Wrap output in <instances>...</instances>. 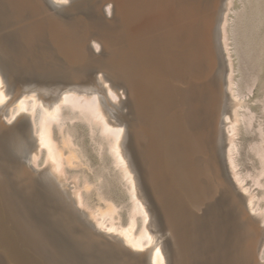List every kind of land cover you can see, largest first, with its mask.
I'll return each mask as SVG.
<instances>
[{"label": "bare ground", "instance_id": "obj_1", "mask_svg": "<svg viewBox=\"0 0 264 264\" xmlns=\"http://www.w3.org/2000/svg\"><path fill=\"white\" fill-rule=\"evenodd\" d=\"M53 1L64 7L0 0V247L11 246L8 235L18 242L13 264H264V191L245 185L236 160L238 136L256 114L238 84L234 0ZM117 19L137 33L134 78L89 47L93 39L97 50L100 27ZM60 26L71 31L60 33L68 47ZM75 119L98 135L97 154L109 155L126 205L102 184L93 202L96 182L85 172L68 182L65 165L86 157L73 141ZM260 180L254 185L264 187Z\"/></svg>", "mask_w": 264, "mask_h": 264}, {"label": "rangeland", "instance_id": "obj_2", "mask_svg": "<svg viewBox=\"0 0 264 264\" xmlns=\"http://www.w3.org/2000/svg\"><path fill=\"white\" fill-rule=\"evenodd\" d=\"M48 1V0H47ZM82 1H84V0H66V2L64 1L63 3L66 5V6H71V5H73V4H76V3H79V2H82ZM166 2L164 3V5L166 4V6L168 5V2L169 3H171L172 1L171 0H165ZM225 1L226 0H221V2H220V4H219V6H223L222 4H224L225 3ZM250 1V2H249ZM257 2L258 3V0H253V1H251V0H234V8H236V10H235V12H232L231 13V15H232V20H231V29H232V38H233V40H231V42H233V48H237V46L239 47V53H240V56H235V58H236V63L239 65L238 66V68H240L238 71H237V74H238V72L240 73L239 74V79H238V84H242L240 87H242V86H244L245 87V90H246V92L244 91V89L243 88H241L244 92H245V99H246V102H247V104H250V106H248L247 107V111H249V109H250V111H249V113L252 111L254 114H253V116L254 117H256V120H255V118H253V122H252V124H253V126H250V128H247V130H246V128H244V129H242L241 131H243L242 133H244V135H242V133H240L239 134V136H238V141H240V142H238V144H239V146H238V148H239V151H238V153L236 154V160H237V162H238V169H239V171H241V172H243L242 174L243 175H246L247 176V178H246V181H245V185H248V186H252L253 188H252V190L254 191V192H256V193H258L259 195H261V193L264 191V187L263 186H257V185H254V182H253V180L254 179H256L257 178V180H259V179H261L260 181L262 182L263 180H264V163H263V161H261L262 162V164H261V162H260V159H259V157H257V154L255 153V150H253L254 149V147L256 146V145H254V143H256V142H258L257 144H259L260 142V140H262V139H264V135H260V133H261V131H258V130H260L261 128H262V131H263V133H264V108H262V107H264V51L262 52V50L264 49V46L261 48V45H263V43H264V39H262V37L264 38V35H262V34H260L263 30H264V25H263V27L261 26L260 27V25H262L261 23H264V9L263 10H259L258 8L259 7H257V6H260V7H263V5H261V4H264L263 3V1L264 0H262V3H260L261 1L259 0V3H260V5H258V4H253V2ZM48 3H49V5L51 6V7H53L51 4H50V2L48 1ZM252 4V5H251ZM250 5H251V7H250ZM106 6V5H105ZM112 6H113V4H112ZM253 7V8H252ZM257 7V8H256ZM256 10H258V13H261L262 12V16L260 15V14H257V12H256V14L257 15H255L254 13H255V11ZM251 11V12H250ZM253 12V13H252ZM247 13V14H246ZM252 13V14H251ZM242 14H246L245 16L244 15H242ZM250 14V15H249ZM254 14V15H253ZM259 15V16H258ZM252 16V17H251ZM258 16V17H257ZM105 17V20L106 19H113L114 17L112 16V14H104V16H103V18ZM257 17V18H256ZM261 19H260V18ZM245 18H247V19H245ZM251 18V19H250ZM254 18V19H253ZM250 19V20H249ZM256 19V20H255ZM260 20L259 21V23L257 22V25L259 26V27H257V25L255 24L256 23V21L257 20ZM169 21L167 22V25H166V27H165V29H169L170 30V28L168 27L169 25L171 26L172 24H171V19H168ZM244 21V22H243ZM246 21V22H245ZM255 23H254V22ZM263 21V22H262ZM118 22V23H117ZM117 23V24H116ZM242 23V24H241ZM251 23H253V24H251ZM169 24V25H168ZM250 24V25H249ZM116 25H118V27L116 26ZM253 25V26H252ZM233 26V27H232ZM240 26H241V28H240ZM256 26V27H255ZM106 27V28H105ZM253 27V29H250V28H252ZM101 29H103L102 31H104V38L101 40V39H99V38H97L96 39V41L98 42V44H99V48L98 47H96L97 48V50L95 51V50H93L94 49V45H93V39L91 40V41H89V47H90V49H91V53L92 54H96V55H100V54H103L104 53V55H105V57H106V60L108 61V63H110L109 64V66H111V65H114L115 67H116V69H118L119 71H126V73L125 74H130L133 78H134V73H133V71H134V61H135V57H136V45H137V40H138V38H137V36H136V34L137 33H133V36L136 38H134L133 36H131L132 34H130V32H128V30L126 29V27H125V25L121 22V21H118V19L115 21H113L112 23H107V22H105L104 21V24H103V26L102 27H100ZM117 28V30H119V31H117V30H115ZM119 28V29H118ZM234 28V29H233ZM244 28V29H243ZM258 28V29H257ZM79 29H81V31H84L85 32V28L83 27V25H81V27L79 28ZM108 29V30H107ZM256 29V30H255ZM127 30V31H126ZM168 30V31H169ZM235 30V31H234ZM257 30H258V32H257ZM62 31H64L63 33H64V35L66 36V37H68V39L72 36V35H69V34H71V31H69V30H65L62 26H60V29H59V34H57V35H59L58 37L60 38V40H62V43H63V41H64V43H63V47H64V45H65V43H67V44H69V40L68 39H66L65 40V38L66 37H64V35H63V37H60V36H62V34H60ZM66 31V32H65ZM113 31V32H112ZM166 31V30H165ZM164 31V32H165ZM251 31H254V34H253V32H251ZM109 32L111 33V35L110 36H108V34H109ZM234 32V33H233ZM240 32H242V33H245V34H241L242 36H240ZM69 33V34H68ZM79 33V32H78ZM108 33V34H107ZM122 35H121V34ZM127 33H129L128 35H127ZM263 34H264V31L262 32ZM116 34V35H115ZM120 34V35H119ZM233 34H234V37H233ZM253 34V35H252ZM81 34L79 33L78 34V37H81L80 36ZM167 35H169V32H167ZM258 35H259V38H258ZM262 35V36H261ZM70 36V37H69ZM113 36V37H112ZM118 36H121V37H118ZM131 36V37H130ZM247 36V37H246ZM255 36H256V39H255ZM260 36H261V38H260ZM62 38V39H61ZM119 38V39H118ZM132 38V39H131ZM250 38H252V39H250ZM249 39H250V41H249ZM262 39V40H261ZM68 40V41H67ZM120 40V41H119ZM136 40V41H135ZM252 40V41H251ZM258 40H260V41H262L263 43H259V41ZM133 41V42H132ZM237 42V45L234 43V42ZM249 41V42H248ZM257 41V42H256ZM115 42V43H114ZM120 42H121V44H120ZM123 42V43H122ZM134 42H136V43H134ZM91 43H92V45H91ZM133 43H134V45H133ZM247 44V47H246V44ZM250 43V44H249ZM253 43H256V44H253ZM257 43H259V44H257ZM67 44L65 45V46H67ZM119 44V45H118ZM235 44V45H234ZM245 44V45H244ZM252 44V45H251ZM255 45V46H254ZM134 48H133V47ZM242 46H243V48H246V49H243L242 48ZM250 46V47H249ZM253 46V47H252ZM257 46V47H256ZM259 46H260V48H259ZM68 47V46H67ZM120 47V48H119ZM103 48V49H102ZM113 49V50H110V49ZM116 48H117V50H116ZM253 48H255V49H253ZM101 49V50H100ZM120 49V50H119ZM238 49V48H237ZM236 49V51H238ZM110 50V51H109ZM126 50V51H125ZM248 50H250V51H252V52H250V51H248ZM115 51V52H114ZM234 51H235V49H234ZM234 52L235 53V55H237L236 53L237 52ZM243 51H245L244 53H243ZM254 51V52H253ZM101 52V53H100ZM119 52H121V53H119ZM262 52V53H261ZM124 53V54H123ZM128 53V54H127ZM251 53H252V55H251ZM127 56H126V55ZM129 55V56H128ZM132 55V56H131ZM239 55V54H238ZM247 55H249V57L247 56ZM258 55H259V57H258ZM263 55V56H262ZM131 56V57H130ZM245 56V57H244ZM252 56V57H251ZM255 56H256V58H255ZM238 57H239V59H238ZM263 58V59H262ZM238 59V60H237ZM251 59V60H250ZM254 59V60H253ZM256 59H258L257 61H255ZM261 60H263L262 61V65L260 66L258 63H260L261 64ZM240 61V62H239ZM259 61V62H258ZM254 62V63H253ZM254 65H252V64ZM257 66H259V67H257ZM118 67V68H117ZM243 70H242V69ZM257 68H259V69H257ZM262 69V70H261ZM252 70V71H251ZM253 70H254V72H253ZM258 70V71H257ZM260 70H261V72H260ZM243 75H242V74ZM256 73V74H255ZM258 73V74H257ZM241 75V76H240ZM253 75V76H252ZM256 75V76H255ZM252 76V77H251ZM253 77H255V79L256 80H254L253 79ZM259 78H261V79H259ZM243 79V80H242ZM252 79V80H251ZM262 80V81H261ZM248 81H249V83H248ZM256 81V82H255ZM241 82V83H240ZM261 82H263V85L261 86ZM247 84V85H246ZM249 86V87H248ZM247 89H249V90H247ZM124 99H126V96L125 97H123ZM250 107V108H249ZM245 110V111H246ZM246 111V112H247ZM82 120V121H81ZM261 120V121H260ZM87 122V121H86ZM85 122V120H83V119H75L72 123H70V125L71 126H74V130H75V136H73V138L75 137V139H73V141L75 142V144L77 143V142H81V143H77L76 144V147H77V150L79 151V153H81L82 152V154H81V156H84V154L86 155V157H85V159H84V157H81V160H82V163L81 162H78V161H76L77 162V164H76V166L75 165H65V169H66V172H67V174H68V177H69V179H68V182H70V181H73V180H75V179H72V177L73 176H75V174L76 173H78V171L80 172V174L78 173V175H79V178H81V179H83V177H82V175L84 174L83 172H85V178H87L88 180H91V182L92 183H95V184H93V188H91V189H93V190H91L89 193H90V197H91V199L93 200V202H97L98 201V199H97V195H96V188L97 187H99V185L100 184H102V188H103V191L107 194V195H110V196H112L115 200H116V202L118 203V204H121V203H123L124 205H126V203H127V201H125L127 198H126V195H125V193H124V189L122 188V186L120 185V183L118 182V180H117V176H116V174H115V172L113 171V169H112V165H111V162H110V158H109V155L105 152V154L104 153H102L101 152V156H99L100 154H97V153H100V152H98V151H100V148H99V146H97V143H96V145H95V141L93 142L92 141V139L94 140V137L96 138L98 135L97 134H95V136H93L94 134H93V132L91 133V130L89 131V125H88V123H86ZM257 122V123H256ZM260 122V123H259ZM261 124L262 125V127H260V129H259V124ZM257 125H259L258 127H257ZM255 127V128H254ZM84 128V129H83ZM254 128V129H253ZM250 129L252 130V131H250ZM77 130V131H76ZM249 131H250V133H249ZM255 131V132H254ZM77 132V133H76ZM91 133V135L93 136V138L92 137H89V135H90V133ZM57 130H56V133H55V137H56V139L58 138V141L59 142H61V138H59V137H61V135L58 133V136H57ZM246 134V135H245ZM257 134H259L260 136H263V137H261L260 138V136L259 135H257ZM90 135V136H91ZM240 135H241V137H240ZM78 136V137H77ZM258 136V137H257ZM91 138V140H89ZM241 138V139H240ZM256 139V140H255ZM260 139V140H259ZM76 140V141H75ZM250 142H249V141ZM258 140V141H257ZM91 141V142H90ZM252 141H253V144H252ZM255 141V142H254ZM252 144V146L253 147H251V144ZM264 143V142H263ZM81 144V145H80ZM250 144V145H249ZM93 145V146H92ZM241 145V146H240ZM248 145H249V147H248ZM85 147V148H84ZM82 148V149H81ZM97 148H99L98 150H96L95 151V149H97ZM252 149V150H249V149ZM82 150V151H80V150ZM94 149V150H93ZM84 151V152H83ZM104 155V156H103ZM247 156H248V158H247ZM101 157H102V159H101ZM101 160H100V159ZM253 158V159H252ZM86 159H87V162H86ZM90 159V160H89ZM81 160H79V161H81ZM241 160V161H240ZM104 161V164L102 163ZM89 162V163H88ZM239 162H240V164H239ZM260 162V163H259ZM84 163H85V165H87V167L84 165ZM98 163V164H97ZM82 164L84 165V166H82ZM89 164H90V166H89ZM103 164V165H102ZM259 164H261V165H259ZM78 165H79V167H78ZM80 165H81V167H80ZM105 165V166H104ZM69 166V167H68ZM92 166H93V168H92ZM94 166H96V167H94ZM100 166V167H99ZM102 166V167H101ZM257 166V167H256ZM263 166V167H262ZM45 167V165L43 166H39L38 167V169H37V167L35 168V170H42L43 168ZM104 167H106V169L104 168ZM259 167H262L263 168V170H261ZM78 168H79V170H78ZM88 168V169H87ZM92 168V170L90 171V169ZM102 169V170H101ZM104 169H105V171H104ZM242 169V170H241ZM259 169V170H258ZM84 170V171H83ZM99 170V171H98ZM73 171V172H72ZM76 171V172H75ZM82 171V172H81ZM107 171V172H106ZM259 171H263L261 174H263V175H259ZM104 172V173H103ZM258 172V173H257ZM71 173H74V175L73 174H71ZM83 173V174H82ZM88 175H87V174ZM101 173H103V178L101 179V181H97L96 180V178H97V175H99V174H101ZM244 173H246V174H244ZM250 175H249V174ZM254 173H256V175H253ZM82 174V175H81ZM97 174V175H96ZM107 174V175H106ZM230 174V173H229ZM252 174V175H251ZM73 175V176H72ZM77 175V176H78ZM86 175H87V177H86ZM96 177H95V176ZM249 175V176H248ZM257 175H259V177H254V176H257ZM251 176V177H250ZM93 177H95V178H93ZM252 177H254V178H252ZM71 178V179H70ZM106 178V179H105ZM115 179H116V181H115ZM229 179H230V182H231V187L234 189V192H235V194H237V197L238 198H241V199H244L243 198V193H242V190H240L239 189V187L236 185V184H234V181H233V179H232V177H231V175L229 176ZM105 180V181H104ZM107 180V181H106ZM104 181V182H103ZM99 182V183H98ZM102 182V183H101ZM107 182H109V183H107ZM264 182V181H263ZM106 184V187L107 186H109V188H108V190H111V192H112V194L110 193V191H108L107 192V188L105 187V185L103 186V184ZM113 183V184H112ZM99 184V185H98ZM109 184V185H108ZM95 185H97L96 187H94ZM114 186V187H113ZM263 187V188H262ZM104 188H106V189H104ZM255 188V189H254ZM259 188V189H258ZM122 190V191H121ZM262 191V192H261ZM241 193V194H240ZM123 195H125V197H123ZM242 195V196H241ZM124 198V199H123ZM122 199V200H121ZM95 200V201H94ZM125 201V202H124ZM261 202V204L263 205L264 204V202H263V200H261L260 201ZM263 202V203H262ZM246 203V202H245ZM247 214H248V216H250L251 218H253L255 221L256 220H258V221H260V217L258 218V216H256V215H252L251 213H250V210L247 208ZM124 218H125V216H124ZM257 226H258V229H260L261 231H264V225H262V223H260L259 222V224H257ZM7 239L5 240V241H10L11 242V246L9 247V248H6V247H4V246H1L5 251H6V253H7V255H8V257L6 258L5 256H6V254L5 253H2L3 252V249L0 247V249H2V251L0 250V264H13V261H12V259H13V255L16 253L15 251H18L19 250V248H17V247H19V245L17 244L18 242L12 237V236H7L6 237ZM16 248V249H15ZM110 251H111V249H110ZM109 251V253H111ZM31 252V251H30ZM29 252V255H30V258H31V255L33 254L32 252L30 253ZM32 259V258H31ZM9 260V261H8ZM2 261V262H1ZM10 262V263H9Z\"/></svg>", "mask_w": 264, "mask_h": 264}, {"label": "water", "instance_id": "obj_3", "mask_svg": "<svg viewBox=\"0 0 264 264\" xmlns=\"http://www.w3.org/2000/svg\"><path fill=\"white\" fill-rule=\"evenodd\" d=\"M48 1L50 2V4H51L53 7L57 8V9L64 7V5H59L58 3H56V2L53 1V0H48Z\"/></svg>", "mask_w": 264, "mask_h": 264}, {"label": "snow or ice", "instance_id": "obj_4", "mask_svg": "<svg viewBox=\"0 0 264 264\" xmlns=\"http://www.w3.org/2000/svg\"><path fill=\"white\" fill-rule=\"evenodd\" d=\"M65 2H66V0H65Z\"/></svg>", "mask_w": 264, "mask_h": 264}]
</instances>
